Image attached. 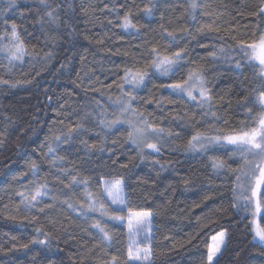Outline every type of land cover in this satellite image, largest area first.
I'll list each match as a JSON object with an SVG mask.
<instances>
[{
    "label": "snow or ice",
    "instance_id": "snow-or-ice-1",
    "mask_svg": "<svg viewBox=\"0 0 264 264\" xmlns=\"http://www.w3.org/2000/svg\"><path fill=\"white\" fill-rule=\"evenodd\" d=\"M185 2V12L193 22L195 32L187 28L169 30L161 25L165 44L147 41L143 62L126 63L119 82L101 84V87L109 90L114 85L119 95L108 94L106 103H102L106 94L91 82L88 71L82 68L83 76L77 74L79 83L76 86L86 96L91 91L100 98H92L95 104L93 111L85 108L82 109V114L77 113L74 121L67 116L57 121L58 127L49 129V135L41 145L42 160H31L27 170L17 178L20 189L14 194L19 202L12 209L15 214L9 218L15 221L22 212L26 213L19 222L23 224L26 221L28 225L34 226V236L28 243H13L10 250H27L30 245L50 246L52 233L45 230L46 226L55 229L59 223L51 213L57 208L66 207L85 219H91L90 228L96 231L98 237L93 247L98 248L102 254L99 264H154V213L133 203L126 193L129 185L125 178L122 175H101L95 179L85 176L77 165L61 155V151L82 150L86 156L105 151L114 156L115 152L106 148V144L108 136H115L116 133H120L130 147L137 149L141 160L151 154H161L162 149L173 145V151L203 154L223 151L227 160L219 155H212L210 167L218 176L226 178L230 184L234 209L244 213L246 227L252 233L253 241H258L264 247V0H257L254 10L250 12L255 21L252 28L247 29L244 34L235 27L223 28L219 25L217 20L222 13L209 10L207 0ZM19 3L20 0H0V66L4 67L8 77L0 76V85L9 88L31 83L30 80L14 81L11 78L13 70L25 63V57L34 62L31 64L33 68L36 63L41 62L47 68L55 60L54 49L63 39L59 35L61 30L64 36L75 35L70 21L76 18L77 4L80 13L87 20L99 19L96 16L99 12L105 15L108 25L120 28L125 34L137 35L141 34L144 27L139 23V15L151 17L156 8L155 0H147L143 7L137 5L135 0H108L99 8L90 3L86 7V0H35L37 6L34 23L45 37V47L51 46L49 51L43 52V49L37 51L35 47L29 50L24 40L27 29L11 20L9 14L14 10L19 12L22 19L28 15L19 9ZM89 8L92 9L91 13ZM110 17H115V20ZM201 17H207V22L201 23ZM52 32L57 35H51ZM198 36L201 40H197ZM208 37L212 38L211 45L202 42V39ZM181 40L185 41L184 45L179 43ZM191 41H197L199 47L208 49L207 63L213 65V69L191 58L192 49L187 46ZM97 43L102 44L103 40ZM108 51L111 52V49ZM217 64L227 65L229 70L241 75L245 67L253 72L249 85L244 87L242 83L245 94L235 101L244 115V119L236 123H231L223 114L232 107L233 101L228 99L225 102L223 96L215 97L209 87V72L218 71L215 68ZM65 67L66 64L61 63L58 69L51 71H61ZM35 76H41V71H36ZM153 76L169 78V82L152 85L153 88L164 89L171 96L191 103L200 110L199 119L195 113L190 115L186 111L173 109L169 113L172 121L183 122L186 128H191L190 138L182 147L176 144L181 137L180 132L171 126H162V118L145 111L147 105L163 111L166 104L174 105L178 102L153 95L140 96V92L148 90L152 84ZM217 99L224 105L223 109L218 107ZM4 119L7 123H12L11 118ZM86 121H91L94 126H87ZM176 126L181 127V124L177 123ZM97 127L99 131L95 130ZM104 133L107 135H103ZM89 134L96 137L103 135L100 144L90 143L86 138ZM5 142L6 130L0 131V145ZM111 142L117 145V139ZM45 161L48 171L42 172V163ZM112 163L117 167H128L127 164H117L115 159ZM154 163L162 170L168 167L158 160ZM184 183L187 185L189 181L185 179ZM3 207L8 209L7 204ZM42 216L47 224L41 220ZM109 222L126 225V253L109 251L114 239L108 228ZM227 236L226 229L209 235L204 264H220V257L227 246ZM11 239L15 241L16 237Z\"/></svg>",
    "mask_w": 264,
    "mask_h": 264
},
{
    "label": "trees",
    "instance_id": "trees-1",
    "mask_svg": "<svg viewBox=\"0 0 264 264\" xmlns=\"http://www.w3.org/2000/svg\"><path fill=\"white\" fill-rule=\"evenodd\" d=\"M106 2L108 0H86L85 6L90 3L99 8ZM135 2L143 7L147 0ZM155 3L153 16L145 18L143 14L139 15V23L144 25L139 35L125 34L120 28L108 25L105 15L99 12L96 13L99 19L89 21L80 13L77 4L76 18L70 21L75 35L64 36L61 30L59 35L63 39L54 49L55 60L47 68L42 62L36 63L33 68L31 64L34 62L25 57V63L13 70L11 78L14 81L30 80L31 83L15 88L0 85V131L6 130V142L0 145V264H99L102 254L98 248L93 247L98 237L96 231L90 228L91 219H85L66 207L57 208L51 213L59 223L55 229L46 226L45 230L52 233L50 246L30 245L27 250H10L13 243H28L34 236V226L28 225L26 221L23 224L19 222L26 213L22 212L15 221L9 218L15 214L12 209L19 202L14 194L20 189L17 178L27 170L31 160H42L41 145L48 137L49 129L58 127L57 121L65 116L74 121L77 113L82 114V109H95L92 98L100 97L91 91L86 96L76 86L79 83L77 74L83 76L82 68L88 71L91 82L106 94L101 101L106 103L108 94L119 95V92L114 85L109 90L101 87V84L119 82L126 63L143 62L147 41L165 44L161 25L169 30L187 28L195 32L194 24L185 12V0H155ZM207 3L209 10L222 13L217 23L223 28L235 27L241 34L252 28L255 18L250 12L254 10L257 0H207ZM36 6L35 0H20L19 9L27 13V17L22 19L15 10L9 15L11 20L27 29L24 40L29 50L35 47L37 51L43 49V52H47L51 46L45 47V37L34 23ZM110 18L115 20V17ZM207 20V17H201L200 22ZM51 35L57 33L52 32ZM99 40H103V43H97ZM197 40H201V37L198 36ZM202 42L211 45L212 38H204ZM179 43L184 45L185 41ZM187 46L192 49V59L213 69V65L207 63L208 49L199 47L197 41H191ZM138 48L140 51H137ZM117 52L119 54H115ZM61 63L66 64L63 70L51 71L58 69ZM215 68L218 71L212 70L208 75L209 87L215 97L223 96L225 102L228 99L233 101L232 107L223 114L231 123H236L244 119V115L235 101L245 94L242 83L247 87L253 79V72L245 67L241 75L223 64H217ZM36 71H41V76H35ZM0 76L8 78L3 66H0ZM85 80L87 82V78ZM167 82L168 77L153 76L152 84L148 90L141 91L140 96L153 95L178 101L174 105L166 104L163 111L155 109L153 105H147L145 111L162 118V126H171L180 132L181 137L176 144L182 147L190 138L191 128H186L183 122L172 121L169 113L176 109L190 115L195 113L199 119L200 110L191 103L171 96L164 89L152 87ZM217 104L223 109L224 105L218 99ZM5 117L11 118L12 123H7ZM85 123L89 127L94 126L91 121ZM177 123L181 127H177ZM95 130L100 129L97 127ZM103 135L96 137L89 134L86 138L90 143L100 144ZM113 139H117V145L112 144ZM173 147H165L161 154H151L141 160L137 149L130 147L121 134L116 133L115 136H108L106 144V148L113 149L114 156L108 151L86 156L82 150L61 151V155L77 165L85 176L95 179L101 175H122L125 178L129 185L126 193L133 203L154 213V264H204L209 235L224 229L228 233L227 246L220 257V264H264V255L261 254L264 253V247L258 241H253L252 233L246 227L244 213L234 209L230 184L210 167L212 155L227 160L224 152L195 154L173 151ZM113 159L117 160V164H127L128 167H117L112 163ZM157 160L168 167L162 170L154 163ZM228 163L231 164V161L228 160ZM47 171L48 164L45 161L42 163V172ZM185 179L189 181L187 185ZM5 204L8 209L3 207ZM41 220L47 224L43 216ZM108 228L114 236L109 251L126 253V225L109 222ZM11 237H16V240L13 241Z\"/></svg>",
    "mask_w": 264,
    "mask_h": 264
},
{
    "label": "rangeland",
    "instance_id": "rangeland-1",
    "mask_svg": "<svg viewBox=\"0 0 264 264\" xmlns=\"http://www.w3.org/2000/svg\"><path fill=\"white\" fill-rule=\"evenodd\" d=\"M194 153V152H193ZM195 154H198V153H195Z\"/></svg>",
    "mask_w": 264,
    "mask_h": 264
}]
</instances>
